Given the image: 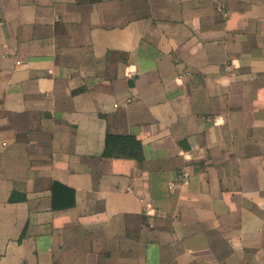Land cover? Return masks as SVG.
Wrapping results in <instances>:
<instances>
[{
  "label": "crops",
  "instance_id": "crops-1",
  "mask_svg": "<svg viewBox=\"0 0 264 264\" xmlns=\"http://www.w3.org/2000/svg\"><path fill=\"white\" fill-rule=\"evenodd\" d=\"M219 2L0 0V264H264V0Z\"/></svg>",
  "mask_w": 264,
  "mask_h": 264
},
{
  "label": "trees",
  "instance_id": "trees-1",
  "mask_svg": "<svg viewBox=\"0 0 264 264\" xmlns=\"http://www.w3.org/2000/svg\"><path fill=\"white\" fill-rule=\"evenodd\" d=\"M103 158L128 159L137 163L140 168L144 161V145L133 134L106 133ZM52 209H66L75 205V191L70 186L58 181L50 185Z\"/></svg>",
  "mask_w": 264,
  "mask_h": 264
},
{
  "label": "built area",
  "instance_id": "built-area-1",
  "mask_svg": "<svg viewBox=\"0 0 264 264\" xmlns=\"http://www.w3.org/2000/svg\"><path fill=\"white\" fill-rule=\"evenodd\" d=\"M216 8L218 9V10H221L222 9V5H221V3L219 2V0H216ZM131 75V77L133 78V73H131L130 74ZM183 182H187V174H184L183 175Z\"/></svg>",
  "mask_w": 264,
  "mask_h": 264
}]
</instances>
